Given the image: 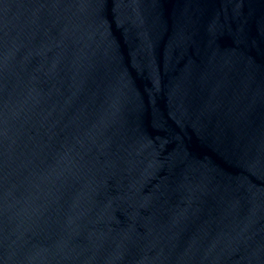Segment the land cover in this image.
I'll return each instance as SVG.
<instances>
[{"label": "water", "instance_id": "1", "mask_svg": "<svg viewBox=\"0 0 264 264\" xmlns=\"http://www.w3.org/2000/svg\"><path fill=\"white\" fill-rule=\"evenodd\" d=\"M0 264H264V0H0Z\"/></svg>", "mask_w": 264, "mask_h": 264}]
</instances>
